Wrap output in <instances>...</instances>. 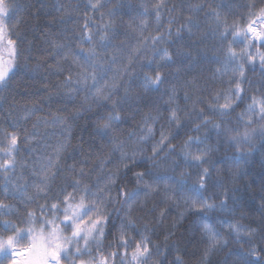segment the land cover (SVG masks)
<instances>
[{
    "label": "trees",
    "instance_id": "16d2710c",
    "mask_svg": "<svg viewBox=\"0 0 264 264\" xmlns=\"http://www.w3.org/2000/svg\"><path fill=\"white\" fill-rule=\"evenodd\" d=\"M5 2L11 13L7 22L10 38L17 40L18 44L22 43L17 60L22 67L16 70L8 89L0 85V164L8 160L13 162L7 170L0 168V202L23 209L20 198L27 200L34 196L36 188L33 185L39 184L43 175L55 176L50 181V186L55 191L65 179H80L81 168L90 175L93 182L113 173L120 174L123 172V164L119 163L120 152L113 153L115 145H121L122 151L128 155L137 153L140 167L133 171L151 167L141 156H152V149L156 147L159 155L154 158L153 163L159 171L175 177L185 172L194 176V170L190 166H183L182 153L188 151L190 156L200 153L196 146L186 149L184 144L189 136H203L208 129L202 128L200 133L189 132L187 135L181 132L176 139H171L169 135L171 145L175 148L174 152H170L169 141L165 140L163 144L159 141L161 131L168 135L174 131L175 125L160 117L170 116V109L178 108L177 115L180 119L185 121L191 116L194 120L191 127H194L201 123L196 118V113L201 109L206 110L213 97L230 94V89L235 87L231 82L238 80L239 75L234 71L236 63H229L226 59L227 48L230 44L239 56L244 45L240 37L233 40L231 36L222 43L217 28L219 26V31H223L225 27L231 29L233 25L243 26L241 16L246 15L244 6L252 0ZM97 2L103 7L98 10L86 7L89 3ZM256 3L260 4V0H256ZM157 5L161 6L157 8ZM199 5L204 6L202 11L196 10ZM14 8L15 11H12ZM213 10L219 13V17L214 15ZM88 36L91 41L82 40V37ZM153 38L159 39L153 43ZM54 44L65 45V55H51L56 51ZM73 51L80 58L86 52L94 51L95 69L78 63L76 56L71 54ZM165 51L171 54V60H161ZM252 52L255 53V49ZM157 63L163 67L164 83L158 88L146 90L142 86L144 77L155 79ZM94 71L99 73L95 87L88 92H72L71 100L64 95L78 87L77 80L82 79L84 74L90 76ZM245 75L251 84L245 83L242 86L248 89L249 95H258L256 89H264V74L259 68L258 58L256 67H245ZM69 76L72 84L65 86ZM92 83L89 79L88 84ZM97 89L107 99L97 101ZM219 103H224V99L221 98ZM113 107L116 109L113 114H119L122 120L113 122L114 143L109 144L100 138L94 139L93 136L98 118H107ZM245 107L241 105L237 113L244 111ZM34 108L37 110L33 112ZM75 113L79 115L73 122L71 117ZM57 116L67 123H74L72 136L68 141H64L60 135L63 124L43 123L44 120L51 121ZM209 118L216 124L224 119L218 116ZM234 118L235 116L231 117L233 120ZM247 119L245 116V120ZM105 122L106 120L99 121L100 124ZM148 127H152L153 136L139 142L140 136L147 132ZM253 127L257 125L254 124ZM237 131L242 135L245 132L244 125L241 124ZM130 134L134 135L130 138ZM230 134L236 135V132ZM12 135L18 137V143L15 149L10 150ZM60 142L66 143V148L57 155L55 147ZM216 145L215 132L208 133L207 148L212 151L208 152L206 159L214 161V168L205 196L213 197L218 204L223 192L227 191L228 205L232 211H213L203 217V221L215 225L225 233L228 230L219 223L225 216L233 223L238 222L241 228L259 226L262 223L260 218L264 215V209L260 207L264 199V150L258 147L251 155L241 156L239 161L233 163L232 151H226L223 143L218 146V150ZM199 147L203 150L206 146ZM240 148L243 152L248 151L247 144H242ZM189 163L191 164V159ZM69 166H73L75 171H71ZM203 166L208 167L209 164ZM132 174V171L127 173L128 177H132ZM221 183L223 188L219 187ZM6 185L17 199L5 198ZM134 186L133 180L129 188ZM103 187L102 181L101 188ZM158 192V195L153 193L149 197L142 196L127 219H131L136 229L151 239L149 247L158 245L162 253L166 250L164 264L173 261L177 255L182 258L183 264H232L246 238L242 237L241 243L237 244L235 233L226 235L229 244L213 250L205 259L207 238L203 236L200 222L193 213L186 210L182 200H165L163 185H160ZM53 202L55 201H49ZM37 203L43 204L45 201L37 199ZM27 210L41 215L36 203H29ZM5 211L0 209V221L12 219L10 215H5ZM162 211L165 213L163 217L160 216ZM181 213L184 215L181 216ZM21 227L26 228L28 225ZM145 228L147 232L144 231ZM2 229L3 224L0 223V238L6 239ZM35 234L39 235V227ZM120 235L113 230L107 238H100L99 247L93 244L91 256L86 255L82 259L87 262L93 257L99 259L100 255L112 252L123 253L124 249L116 247ZM125 235L133 238V247L135 241L140 239L132 230H127ZM26 245L27 241H21L14 247L22 250ZM133 247L127 249L128 259L131 258ZM160 259L153 256L150 264H159ZM4 264L9 262L4 261ZM115 264H120V261L116 260Z\"/></svg>",
    "mask_w": 264,
    "mask_h": 264
},
{
    "label": "snow or ice",
    "instance_id": "6c2138e0",
    "mask_svg": "<svg viewBox=\"0 0 264 264\" xmlns=\"http://www.w3.org/2000/svg\"><path fill=\"white\" fill-rule=\"evenodd\" d=\"M161 5H157L159 8ZM86 7H91L98 10L103 5L98 2L95 4L89 3ZM203 5L197 6V11L203 10ZM245 13L241 19L244 21L243 26L233 25L231 29L225 27L223 31L217 32L221 42L228 41L229 36L235 40L240 37L244 45L239 56L235 53L229 44L227 48L226 59L229 63L235 62V72H238L239 79L232 81L235 87L230 89V94L221 97L217 95L212 98L211 103L207 105L206 110L201 109L196 113V118L200 119L201 123L194 127L191 125L194 120L191 116L185 121H182L177 115L179 109H170V116H161L160 119L168 121L175 125L173 132L166 135L161 131L160 144L165 140L169 141V151L174 152L175 148L171 145V139H176L177 135L183 132L187 135L189 132L200 133L201 129H208L203 136L195 135L189 136L185 141V148L196 146L198 155L190 156L188 151L182 153L184 158V167H191L194 170L192 173H181L179 177L161 172L153 163L154 158L159 155V150L153 147L152 156H141V159L149 162L151 167H144L140 171H133V169L140 167L137 160V153L128 155L122 151L121 145H115L113 153L119 151V163L123 164V172L120 174L113 173L107 177L99 178L95 182L91 180L88 173L84 172L83 168L79 171L80 179H65L64 183L59 186L58 190H53L50 186V181L55 179V176L43 175L40 177V183L33 185L36 188L35 195L29 197L27 200L20 198V203L24 205L23 209L13 208L8 204L0 202V209H4L5 215H10L12 219L0 221L3 224V235L6 239L0 238V264L8 261L9 264H21L16 257L26 256L27 259L22 264H115L116 260L120 264H150L153 256L160 257L159 264H164V253H162L158 245H151V239L140 233L136 229V225L131 219H127L133 213L134 205L141 201V197H149L153 193L159 194L160 185L165 188V200H182L186 205V210L193 213L195 219L200 222L203 228V236L207 238V247L205 249V259L208 255L216 249L223 248L229 244V240L225 236H230L235 233V242L241 243V239L246 238L241 244L238 255L232 261V264H264V215L260 220L262 223L259 226L253 227L251 225L241 228L237 223H233L228 217H224L219 223L228 231L221 232L215 225H209L203 221V217L207 216L213 211L221 213L231 212L232 208L228 205V193L224 191L219 203L215 202L213 197L205 196L208 191L210 183L213 178L214 161H208L206 156L211 148H207L208 133L215 132L217 137L216 148L223 143L225 149L231 150L234 156L233 163L239 161L241 156L251 155L253 152L260 149L264 150V89H256L258 95H249L248 89L242 85L245 83L251 84L245 75V67H256L257 58L259 60V68L264 74V0H260V4L256 0L245 4ZM15 11V8L12 10ZM214 15L219 17V13ZM10 9L5 0H0V85L4 89L11 86L15 78L16 70L22 65L17 62L20 55L19 48L21 44L17 40L11 39L7 22L10 19ZM19 39V37H18ZM91 41V37H82ZM103 39V37L101 38ZM159 38H153V43ZM56 51L52 53L53 56L65 55V45L54 44ZM255 49V53L252 50ZM8 53V60L4 59V52ZM83 51V49H80ZM76 56V52L71 53ZM95 59L94 51H89L84 54L83 58L76 56L78 63L89 65L95 69L93 61ZM172 56L167 51L161 57V60H171ZM149 63H152L149 61ZM155 71V79L149 76L144 77L142 86L147 90L149 88H158L164 83L163 67L157 63ZM99 73L93 72L90 76L83 75V78L77 80L78 87L71 89L70 92L64 95L71 100L72 92H88L96 86ZM92 80V84H88V80ZM72 84L71 77L65 81V86ZM175 90L173 89V94ZM97 101L107 99L101 96L100 90L96 92ZM224 99V103H219L220 99ZM187 99V97H185ZM247 101H251L247 103ZM203 102V101H201ZM245 105V110L237 113V109ZM37 109H33V112ZM90 111V109H88ZM116 109L113 107L107 118L101 116L96 122L93 138H100L109 144L114 143L112 131L114 128L113 122H120L122 117L115 113ZM251 114V117L245 120V116ZM79 113L72 115L71 119L74 122ZM222 117L220 124L213 123L209 117ZM235 116L234 120L231 117ZM258 117V119H257ZM100 120H106L105 123L100 124ZM46 125L51 123L53 125L63 124L64 127L60 129V135L64 141L70 140L72 136V129L74 123H67L61 117H54L51 121L44 120ZM243 124L245 132L241 135L237 129ZM257 127H253V125ZM211 125V128L208 126ZM163 128V125L161 126ZM236 132V135L230 133ZM131 135L130 134V138ZM153 136L152 127H148L147 132L140 136L139 142H143L149 137ZM18 143V137L12 135L9 141L10 150L15 149ZM247 144L248 151H241L240 146ZM200 145H205V149H200ZM66 148V143L60 142L56 145L55 151L57 155L63 152ZM191 159V164L189 160ZM127 162V163H126ZM12 161H5L0 164V168L7 170L12 166ZM174 164L176 161L173 162ZM209 164L208 167L203 165ZM238 167V165H237ZM71 171H75L73 166H69ZM58 171H63L58 169ZM132 171V177H128L127 173ZM175 169L173 168V172ZM119 172V170H118ZM39 175V174H37ZM147 177V179H146ZM135 181V186L129 188V184ZM103 181L104 187L101 188ZM43 185V186H41ZM223 188V184H219ZM47 188V191H45ZM71 189V191H69ZM115 192L113 196L112 193ZM4 195L6 199H17L14 192L10 191L5 186ZM37 199L44 200L45 203H37ZM55 201L49 203V201ZM29 203H36V206L41 215H36L34 212L27 210ZM119 205V207H116ZM261 209H264V199L260 204ZM109 208L111 210L109 211ZM154 210V209H153ZM150 210V211H153ZM23 213V214H22ZM165 213L162 211L160 216L163 217ZM184 213H181L183 216ZM51 217V219H49ZM15 220V222H13ZM118 222V223H117ZM27 224L28 227H21ZM39 227V235L37 227ZM113 230L118 231L121 235L117 239V249H124L123 253L120 251L109 253L108 255H100L99 259L95 257L91 261L82 259L84 256H91L92 245L99 247L100 238H107L112 234ZM127 230H132L140 237L135 241L133 247V238L126 237ZM147 232V228L144 230ZM39 240V243L37 242ZM21 241H27L24 249L20 250L14 245ZM83 242V245H81ZM245 246L247 250H245ZM111 247V245H109ZM133 247L131 258L128 259L127 249ZM168 264H183L182 258L177 255L173 261Z\"/></svg>",
    "mask_w": 264,
    "mask_h": 264
},
{
    "label": "rangeland",
    "instance_id": "374dc122",
    "mask_svg": "<svg viewBox=\"0 0 264 264\" xmlns=\"http://www.w3.org/2000/svg\"><path fill=\"white\" fill-rule=\"evenodd\" d=\"M3 55H4V59H5V60H8V59H9L7 51H5ZM38 243H39V241H38ZM16 259H17L18 261H20L21 264H22V262H23L24 260L27 259V255H26V256L16 257Z\"/></svg>",
    "mask_w": 264,
    "mask_h": 264
},
{
    "label": "bare ground",
    "instance_id": "6f19581e",
    "mask_svg": "<svg viewBox=\"0 0 264 264\" xmlns=\"http://www.w3.org/2000/svg\"><path fill=\"white\" fill-rule=\"evenodd\" d=\"M250 117H251V114H249L248 116H246V118H248V119H249Z\"/></svg>",
    "mask_w": 264,
    "mask_h": 264
}]
</instances>
